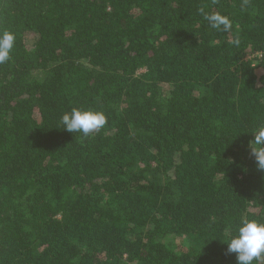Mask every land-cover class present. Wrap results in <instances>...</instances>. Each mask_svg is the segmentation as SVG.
I'll return each mask as SVG.
<instances>
[{"label": "trees", "instance_id": "trees-1", "mask_svg": "<svg viewBox=\"0 0 264 264\" xmlns=\"http://www.w3.org/2000/svg\"><path fill=\"white\" fill-rule=\"evenodd\" d=\"M3 31L0 264H237L264 222V0H0ZM72 108L107 123L70 133Z\"/></svg>", "mask_w": 264, "mask_h": 264}, {"label": "clouds", "instance_id": "clouds-1", "mask_svg": "<svg viewBox=\"0 0 264 264\" xmlns=\"http://www.w3.org/2000/svg\"><path fill=\"white\" fill-rule=\"evenodd\" d=\"M198 11L213 29L231 30L232 22L229 17L219 12H208L204 7ZM14 46L15 34L0 32V64L10 59ZM106 123L107 117L103 112L79 108L65 112L59 120L62 129L70 133H82L85 137L103 128ZM253 133L255 138L250 145L251 154L255 157L258 169L264 170V127ZM227 245V253L236 254L237 264H260L264 260V222L242 217L237 226V234L229 237Z\"/></svg>", "mask_w": 264, "mask_h": 264}, {"label": "rangeland", "instance_id": "rangeland-1", "mask_svg": "<svg viewBox=\"0 0 264 264\" xmlns=\"http://www.w3.org/2000/svg\"><path fill=\"white\" fill-rule=\"evenodd\" d=\"M170 241L172 240L173 242H175L180 248L182 247V248H184V249H188L189 247H188V242H186V240L185 239H181V238H170L169 239Z\"/></svg>", "mask_w": 264, "mask_h": 264}]
</instances>
